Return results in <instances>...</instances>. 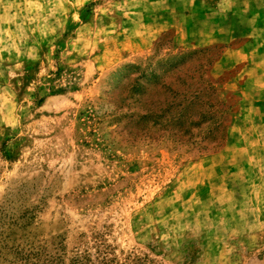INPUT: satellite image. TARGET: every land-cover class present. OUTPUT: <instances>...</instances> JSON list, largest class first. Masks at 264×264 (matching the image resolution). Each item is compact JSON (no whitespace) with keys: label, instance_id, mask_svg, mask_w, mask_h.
<instances>
[{"label":"rangeland","instance_id":"1","mask_svg":"<svg viewBox=\"0 0 264 264\" xmlns=\"http://www.w3.org/2000/svg\"><path fill=\"white\" fill-rule=\"evenodd\" d=\"M1 230L59 264H264V0H0Z\"/></svg>","mask_w":264,"mask_h":264},{"label":"trees","instance_id":"2","mask_svg":"<svg viewBox=\"0 0 264 264\" xmlns=\"http://www.w3.org/2000/svg\"><path fill=\"white\" fill-rule=\"evenodd\" d=\"M14 230L0 231V264H59V260L35 247L12 237ZM23 239V238H21Z\"/></svg>","mask_w":264,"mask_h":264}]
</instances>
